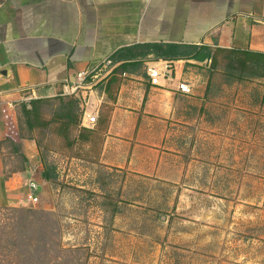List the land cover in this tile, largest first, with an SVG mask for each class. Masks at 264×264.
<instances>
[{"label":"crops","instance_id":"1","mask_svg":"<svg viewBox=\"0 0 264 264\" xmlns=\"http://www.w3.org/2000/svg\"><path fill=\"white\" fill-rule=\"evenodd\" d=\"M156 45L179 52L142 55ZM203 48L264 53V0H0V179L1 142L13 137L16 107L59 96L79 72L112 59L119 70L82 91L98 115L84 127L92 133L84 143L98 140V163L108 171L180 187L189 176L197 182L216 128L242 125L246 110L264 102V85L212 68L205 54L193 57ZM157 60L174 69L153 85L146 64ZM182 82L191 94L179 91ZM38 151L32 148L28 184H37L40 198L48 181ZM23 180L13 173L4 181L9 202Z\"/></svg>","mask_w":264,"mask_h":264},{"label":"rangeland","instance_id":"2","mask_svg":"<svg viewBox=\"0 0 264 264\" xmlns=\"http://www.w3.org/2000/svg\"><path fill=\"white\" fill-rule=\"evenodd\" d=\"M58 106H40L30 130L18 105L19 151L2 140L6 178L24 180L0 204V264H264V102L216 128L209 166L182 187L102 168L97 139L70 147ZM34 146L57 175L37 204Z\"/></svg>","mask_w":264,"mask_h":264},{"label":"trees","instance_id":"3","mask_svg":"<svg viewBox=\"0 0 264 264\" xmlns=\"http://www.w3.org/2000/svg\"><path fill=\"white\" fill-rule=\"evenodd\" d=\"M147 49L142 55L155 53L159 56L176 55L179 49L173 47L163 46H147ZM201 54H205L211 61V67L239 80L251 81V82H264V53L254 52L250 50H237V49H216L211 51L208 49H200L193 55V57H199ZM120 66L115 71L119 70ZM124 68V67H122ZM58 101L59 106L56 110L55 121L61 124V128L66 133V138L69 140L70 147H74L75 144L85 142L91 136V132L86 128L80 126L81 110L79 100L74 96L61 95L50 98H32L29 102H21L20 112L26 118L30 130H33L36 126L35 121L39 117V107L44 103L51 101ZM20 139H24L22 135H19ZM14 147V151H19V145L13 137H7ZM2 146V142H1ZM27 162V156H23ZM44 179L48 182L57 179L55 174V167L51 166L47 162H44ZM6 176L0 179V204L7 205L9 201L5 196L4 181Z\"/></svg>","mask_w":264,"mask_h":264},{"label":"built area","instance_id":"4","mask_svg":"<svg viewBox=\"0 0 264 264\" xmlns=\"http://www.w3.org/2000/svg\"><path fill=\"white\" fill-rule=\"evenodd\" d=\"M117 67L118 64L114 60L107 59L92 70L79 72L74 82H66L61 95L75 96L79 100L81 107V127H93L98 121L97 112H88L89 95L83 94L82 91H91L94 87L105 82L115 72ZM173 69L172 62L167 60L150 61L146 64V72L153 85H159L162 78L170 79ZM179 91L182 94H191L192 87L189 83L182 82L179 84ZM29 101L30 99L25 100V102ZM28 186L30 192L27 193L26 200L32 204H37L40 200L39 196H37V184L30 181Z\"/></svg>","mask_w":264,"mask_h":264},{"label":"water","instance_id":"5","mask_svg":"<svg viewBox=\"0 0 264 264\" xmlns=\"http://www.w3.org/2000/svg\"><path fill=\"white\" fill-rule=\"evenodd\" d=\"M199 58H200V59H205V56H204V55H201ZM44 175H45V174H44Z\"/></svg>","mask_w":264,"mask_h":264}]
</instances>
